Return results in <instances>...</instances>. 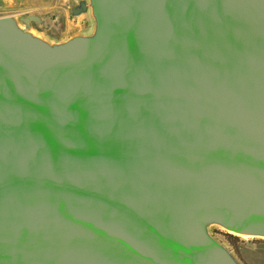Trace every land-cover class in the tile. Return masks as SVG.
I'll return each instance as SVG.
<instances>
[{
	"label": "water",
	"instance_id": "1",
	"mask_svg": "<svg viewBox=\"0 0 264 264\" xmlns=\"http://www.w3.org/2000/svg\"><path fill=\"white\" fill-rule=\"evenodd\" d=\"M93 6L0 17V264H238L201 215L264 233V0Z\"/></svg>",
	"mask_w": 264,
	"mask_h": 264
},
{
	"label": "rangeland",
	"instance_id": "2",
	"mask_svg": "<svg viewBox=\"0 0 264 264\" xmlns=\"http://www.w3.org/2000/svg\"><path fill=\"white\" fill-rule=\"evenodd\" d=\"M6 16L21 30L55 47L76 37L94 36L98 28L93 0H0V17ZM206 230L238 264H264V238L244 239L216 224Z\"/></svg>",
	"mask_w": 264,
	"mask_h": 264
},
{
	"label": "bare ground",
	"instance_id": "3",
	"mask_svg": "<svg viewBox=\"0 0 264 264\" xmlns=\"http://www.w3.org/2000/svg\"><path fill=\"white\" fill-rule=\"evenodd\" d=\"M201 221L202 224L206 227V229L207 226L216 224L223 227L227 232L244 239L264 238V233L262 232H255L243 229L231 222L220 218L219 216L213 213H204L203 215H201Z\"/></svg>",
	"mask_w": 264,
	"mask_h": 264
},
{
	"label": "crops",
	"instance_id": "4",
	"mask_svg": "<svg viewBox=\"0 0 264 264\" xmlns=\"http://www.w3.org/2000/svg\"><path fill=\"white\" fill-rule=\"evenodd\" d=\"M254 264H255V261H254Z\"/></svg>",
	"mask_w": 264,
	"mask_h": 264
}]
</instances>
